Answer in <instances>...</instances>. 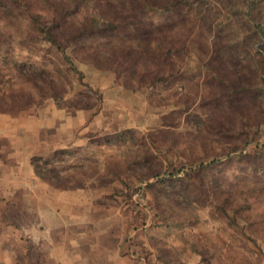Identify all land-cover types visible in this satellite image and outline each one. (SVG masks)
<instances>
[{"label":"rangeland","instance_id":"obj_1","mask_svg":"<svg viewBox=\"0 0 264 264\" xmlns=\"http://www.w3.org/2000/svg\"><path fill=\"white\" fill-rule=\"evenodd\" d=\"M0 164V264H264V0H0Z\"/></svg>","mask_w":264,"mask_h":264},{"label":"crops","instance_id":"obj_2","mask_svg":"<svg viewBox=\"0 0 264 264\" xmlns=\"http://www.w3.org/2000/svg\"><path fill=\"white\" fill-rule=\"evenodd\" d=\"M0 168H2L0 170L1 177L6 172L7 167L0 164ZM68 197V195L64 196V199L67 200ZM59 206L60 203H58L57 207ZM76 214L70 217L67 216L69 218L68 222L71 223V225H68L70 229L69 232L71 233L73 230H75V232L69 235V240L66 239L67 241L64 240V242L58 244V246L62 245L60 248L61 251L68 250V253L62 252L60 257H55V264H130L131 260H128V258H125L123 255L125 246L122 242L91 241V237H89L90 231L86 232L82 230L91 214H86V218H79ZM55 215L63 222V227H67L65 222L61 219V217L65 219L64 215L66 214H64L63 211L60 213L56 211ZM54 231L55 235L58 232L57 236L60 237L59 234L63 230L59 227ZM64 232L65 231H63V233ZM65 235H67V233H65L64 236ZM148 261V264H167L162 262V259L159 260V258H153ZM187 264L192 263L188 262Z\"/></svg>","mask_w":264,"mask_h":264},{"label":"trees","instance_id":"obj_3","mask_svg":"<svg viewBox=\"0 0 264 264\" xmlns=\"http://www.w3.org/2000/svg\"><path fill=\"white\" fill-rule=\"evenodd\" d=\"M90 22L92 24L91 27H96L97 29L102 30L103 32L111 31L115 28L113 23L103 22L101 20L91 19ZM182 26L184 27L186 25H183L182 23ZM33 29L36 30V32L42 37V41H45L51 46H53L56 49V51L59 52L62 51V48L59 45V41L57 40L55 34L52 32L51 28L44 25V23L41 20L38 19V21L36 20L34 21ZM257 30H259L258 31V35H259L260 31H262L261 26H258ZM181 33H185V31Z\"/></svg>","mask_w":264,"mask_h":264}]
</instances>
